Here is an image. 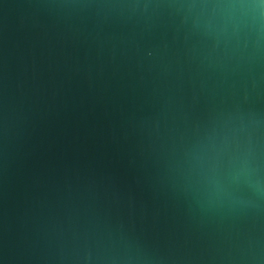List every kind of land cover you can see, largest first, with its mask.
<instances>
[{"label": "water", "instance_id": "95a60500", "mask_svg": "<svg viewBox=\"0 0 264 264\" xmlns=\"http://www.w3.org/2000/svg\"><path fill=\"white\" fill-rule=\"evenodd\" d=\"M0 264H264V0H0Z\"/></svg>", "mask_w": 264, "mask_h": 264}]
</instances>
